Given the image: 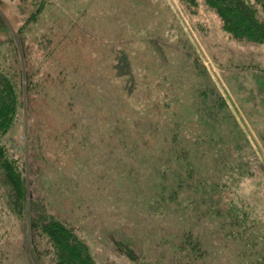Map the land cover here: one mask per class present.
I'll return each mask as SVG.
<instances>
[{
  "label": "rangeland",
  "instance_id": "1",
  "mask_svg": "<svg viewBox=\"0 0 264 264\" xmlns=\"http://www.w3.org/2000/svg\"><path fill=\"white\" fill-rule=\"evenodd\" d=\"M0 71L19 92L0 141L37 207L67 221L96 264H264V45L232 39L203 0H0ZM28 73L48 110L30 123ZM202 89L225 104L213 147L192 141L212 124L194 110ZM174 112L190 182L182 163L164 173L154 157L165 134L149 145L137 130L151 120L172 139ZM240 157L253 176L236 174ZM13 200L0 171V264H53Z\"/></svg>",
  "mask_w": 264,
  "mask_h": 264
},
{
  "label": "trees",
  "instance_id": "2",
  "mask_svg": "<svg viewBox=\"0 0 264 264\" xmlns=\"http://www.w3.org/2000/svg\"><path fill=\"white\" fill-rule=\"evenodd\" d=\"M190 3H195V0H183ZM205 5L212 9L222 23V27L224 31L234 40L238 42H246L250 44L256 45H264V0H203ZM26 83V101H27V113L28 122L30 120V113L32 114L38 113L41 109L45 113H48L47 108L39 106V102L42 101L40 98L41 92L36 91L38 83L34 76L28 73L25 76ZM159 86V85H158ZM212 92V94H211ZM46 95V94H44ZM212 95V96H211ZM215 91L206 89H202L198 92V99L200 100L198 103L194 101V104L197 105L195 107L196 115L201 118H206L211 127L208 126L207 123L195 125L199 127L197 132L192 134L197 135L194 136L192 141L195 144L199 145H207L211 144L213 147L214 143V134L216 133L217 126L213 127L212 125H216L215 123V110L220 111V107H222L223 102L222 99L218 98L216 102L214 101ZM213 97V100L211 99ZM211 100V101H210ZM218 103V104H217ZM155 107H159L160 103H154ZM19 108V92L15 83L9 78L7 74L0 71V139L6 136L15 125V121L17 119V113ZM178 113H172L171 121L172 124L177 127L175 131L172 132V139H167V132L172 131L170 127L167 131L164 130L160 123L154 124L153 121L148 120L146 123V129L139 128L138 132L149 136L146 142L150 145L152 139H156L160 134L161 136L165 134V138L162 140L161 148L155 149L154 156L156 159L161 161L162 164V172L166 173L168 170V166L177 167L182 163V167L184 170L180 172L177 168V172L179 171L180 177L189 181V179L193 178V169H191L190 157L189 155H185L186 140H183L181 144L178 145L179 141H177L178 133H184L185 129H180V121L178 120ZM32 117V116H31ZM69 117V115L67 116ZM211 121V123H210ZM30 123V122H29ZM28 123V125H29ZM33 123V122H32ZM207 125V126H206ZM171 126V125H170ZM206 126V127H205ZM29 127V126H28ZM33 127V125H32ZM169 127V126H168ZM167 127V128H168ZM40 129V128H39ZM33 129L34 133H37L38 130ZM61 132H64V128H59ZM29 135H31L30 127L28 128ZM147 132V133H146ZM189 133V131H188ZM191 134V133H190ZM160 136V135H159ZM193 136V135H192ZM32 139V137H31ZM223 140V139H221ZM228 140V139H227ZM226 140H223V142ZM153 142V141H152ZM229 142V141H228ZM226 142V143H228ZM34 148L36 149V143L34 140L32 141ZM153 146V145H152ZM34 149L33 158L34 156ZM153 154V155H155ZM242 163H238L237 167V175L244 177L253 176V172L257 169V167H251L250 159L240 157ZM188 162V163H187ZM227 162V161H225ZM225 165H229V163H225ZM234 166L230 164L228 167ZM170 167V168H171ZM228 169L227 167H225ZM236 168V167H235ZM243 169V173H238L239 169ZM232 169V168H230ZM229 169L228 172L230 176H228L225 180H219L215 182V187H217V182L223 181L225 184L233 181L231 180L234 175L233 172ZM0 171L2 173V179L4 180L6 186L10 189L11 198L14 199L12 201V205L14 207H18L22 213L26 216V225H27V233L29 237L32 239L31 245L36 254L42 255L43 247L46 246L47 252L53 258V264H96L93 260L88 247L85 243L78 237L74 228L65 220H61L56 218L57 216L49 212L47 205L37 207V201L30 197L26 185V180L24 178L23 172L20 170L19 165L16 161L8 153L6 147L0 141ZM183 181V180H181ZM190 182V181H189ZM194 183V181H191ZM179 186H181V182L178 181ZM187 185L190 183L187 182ZM192 186V185H191ZM32 198V199H31ZM39 201L41 203L44 202V199L39 197ZM41 208V209H39ZM231 211H229L226 215H228ZM28 214V215H27ZM231 215V213H230ZM232 221V220H231ZM235 221V220H234ZM236 222V221H235ZM238 225L240 227H244V223L241 220H237ZM246 229V226H245ZM247 231L242 230L240 232L232 233L233 237H237L238 239H242ZM119 249L130 259L136 261V257L131 250H127V248L123 245L118 246ZM125 250V251H124Z\"/></svg>",
  "mask_w": 264,
  "mask_h": 264
}]
</instances>
